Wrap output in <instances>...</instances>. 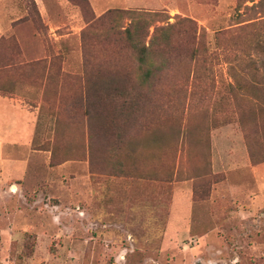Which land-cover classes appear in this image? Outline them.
Listing matches in <instances>:
<instances>
[{
    "label": "rangeland",
    "instance_id": "rangeland-1",
    "mask_svg": "<svg viewBox=\"0 0 264 264\" xmlns=\"http://www.w3.org/2000/svg\"><path fill=\"white\" fill-rule=\"evenodd\" d=\"M110 10L201 35L117 111ZM0 264H264V0H0Z\"/></svg>",
    "mask_w": 264,
    "mask_h": 264
},
{
    "label": "trees",
    "instance_id": "trees-1",
    "mask_svg": "<svg viewBox=\"0 0 264 264\" xmlns=\"http://www.w3.org/2000/svg\"><path fill=\"white\" fill-rule=\"evenodd\" d=\"M169 18V16H164L161 13L141 10H110L101 17L90 21L87 31L93 30L99 25H108L109 30L114 31L120 37V43L135 57L140 72L139 82L131 90L125 84L118 86L114 80L103 81L98 93L99 98H96L94 103L95 106L97 105L105 111L137 107V98L140 97L137 92V94L134 92L140 91L144 86L151 85V81L169 68L167 56L172 48V33L176 25L180 26L187 23L190 26L193 44L199 45L201 35H198L197 28H194L195 24L190 19H182L175 25L167 24L166 26L154 27L153 32L150 31L155 22H164ZM124 19L129 20L126 27L120 25ZM85 33L87 32L85 31ZM197 51V48L193 50L194 59L202 57ZM100 94L102 95L100 96ZM117 102H119L118 105L113 106V103ZM94 104L89 103L90 106H94Z\"/></svg>",
    "mask_w": 264,
    "mask_h": 264
}]
</instances>
